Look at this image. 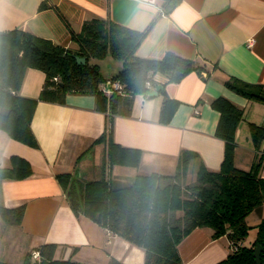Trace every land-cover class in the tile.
<instances>
[{"label": "crops", "instance_id": "1", "mask_svg": "<svg viewBox=\"0 0 264 264\" xmlns=\"http://www.w3.org/2000/svg\"><path fill=\"white\" fill-rule=\"evenodd\" d=\"M41 3L45 7L40 8ZM163 4L164 0H0V30L19 27L75 48L72 34L93 19H110L134 30L150 26L136 55L161 58L170 51L204 63L209 73L203 77L193 71L179 82H166L156 74L147 95L131 97L128 114L112 116L113 140L140 149L141 158L137 166H112L110 177L125 181L137 173H172L183 149L197 152L208 169L218 170L224 142L215 135L219 113L211 101L217 97L244 110L235 132L234 164L250 169L259 157L264 158L249 135V123L264 121V104L232 91L224 81L233 76L264 83V0H180L170 12ZM249 39H253L251 45ZM115 61L109 57L100 61L101 66H116L114 73L107 71L104 76L114 75L121 67ZM44 80L42 70L27 68L18 94L37 98ZM157 86L180 102L166 124L158 120L160 89L150 94ZM107 120L108 112L95 108L92 94L67 93L63 102L37 101L30 122L36 147L0 129V166H7L14 154L32 166L29 176L0 183L4 206H25L19 224H6L0 218L1 261L28 264L27 258L34 260L32 250L53 242L56 259L79 264H144L141 248L76 212L55 177L60 172L74 177L78 168L74 177L77 191L79 182L98 177L105 145L94 140L105 130ZM260 146L264 148V143ZM259 174L264 177V162ZM256 215L259 222L264 207ZM178 252L183 264H215L231 247L225 235L213 238L209 228L197 227L180 242Z\"/></svg>", "mask_w": 264, "mask_h": 264}, {"label": "trees", "instance_id": "2", "mask_svg": "<svg viewBox=\"0 0 264 264\" xmlns=\"http://www.w3.org/2000/svg\"><path fill=\"white\" fill-rule=\"evenodd\" d=\"M179 1L164 0L163 8L170 12ZM149 27L134 30L110 19H93L84 22L79 33L72 34L75 48L55 44L19 27L0 30V129L13 139L36 147L30 122L38 100L63 102L67 93L92 94L95 108L108 112L105 130L94 140L105 145L98 177L79 182L77 191L71 184L74 178L71 173L55 175L69 193L67 197L76 212L141 248L144 264H183L178 245L197 227L209 228L213 238L223 235L228 238L231 252L215 264H256L253 255L256 244L262 246L260 263L264 264V217L255 225L252 237L246 221L250 213L261 215L264 207V177L259 174L264 158L259 157L248 170L235 166V132L244 118V110L229 99L217 97L211 101L219 113L215 135L224 142L218 170L208 169L197 152L183 149L172 173H137L125 181L110 177L112 166H137L141 158L140 149L113 140L112 116L128 114L131 97L147 95L156 74L164 76L166 82H179L193 71L203 77L209 73L204 63L197 64L170 51L161 58L136 55ZM76 56L84 57V62H78ZM108 57L121 62L112 76H104L100 71V61ZM29 67L45 73L37 98L18 94ZM108 77L118 80L122 88L106 95L99 85ZM224 83L239 95L264 104V83H249L233 76ZM160 94L158 120L166 124L180 102L169 97L164 88ZM249 135L254 147L262 152L264 121L249 123ZM31 173L30 162L14 154L7 166H0V183ZM24 209L23 204L6 207L0 202V218L6 224H19ZM55 249L56 243L41 244L37 248L39 260L28 264H79L71 259H56ZM0 264L9 263L0 260Z\"/></svg>", "mask_w": 264, "mask_h": 264}, {"label": "built area", "instance_id": "3", "mask_svg": "<svg viewBox=\"0 0 264 264\" xmlns=\"http://www.w3.org/2000/svg\"><path fill=\"white\" fill-rule=\"evenodd\" d=\"M253 42V39H249L247 41V44L248 45H251ZM99 88L100 90L105 93L106 95H109L111 94L112 92L114 91H119L121 88H122V85L121 83L116 80L115 78H112V77H108L106 78L105 80H103L100 85H99ZM197 113V112H196ZM261 151L264 152V148H261ZM31 257L34 259V260H39L40 256H39V252L37 249L35 250H32L31 251Z\"/></svg>", "mask_w": 264, "mask_h": 264}, {"label": "rangeland", "instance_id": "4", "mask_svg": "<svg viewBox=\"0 0 264 264\" xmlns=\"http://www.w3.org/2000/svg\"><path fill=\"white\" fill-rule=\"evenodd\" d=\"M118 62L119 61H117L116 63H118ZM107 64H105V65L102 64L100 71L102 73H105L107 71H109L111 73H114V71H116V66H112V67L110 66V67H108ZM258 219L259 218L257 217L256 213H250L248 215V217L246 218L247 223L251 226L250 231H249V236H251V235H253L255 233V229H256L255 228V225H256V223H258ZM32 262H34V260Z\"/></svg>", "mask_w": 264, "mask_h": 264}, {"label": "water", "instance_id": "5", "mask_svg": "<svg viewBox=\"0 0 264 264\" xmlns=\"http://www.w3.org/2000/svg\"><path fill=\"white\" fill-rule=\"evenodd\" d=\"M76 60L78 62H84V57L76 56ZM160 87L161 86H157L156 89H154L153 91L150 92V94L157 93V91L160 89ZM77 171H78V168H77V170H76V172L74 174L75 176H77ZM74 182H75V179L73 178L72 181H71V184H73ZM67 194L69 195L68 192H67ZM261 250H262V246L260 244H256V246L254 248V252H253L256 264H261L260 263V252H261ZM26 262L29 263V258L26 259Z\"/></svg>", "mask_w": 264, "mask_h": 264}]
</instances>
